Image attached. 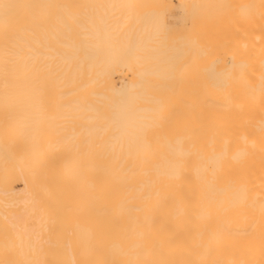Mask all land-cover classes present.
Returning a JSON list of instances; mask_svg holds the SVG:
<instances>
[{"label":"bare ground","instance_id":"1","mask_svg":"<svg viewBox=\"0 0 264 264\" xmlns=\"http://www.w3.org/2000/svg\"><path fill=\"white\" fill-rule=\"evenodd\" d=\"M0 264H264V0H0Z\"/></svg>","mask_w":264,"mask_h":264}]
</instances>
